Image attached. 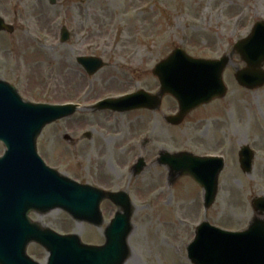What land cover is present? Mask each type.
<instances>
[{
  "label": "rangeland",
  "instance_id": "obj_1",
  "mask_svg": "<svg viewBox=\"0 0 264 264\" xmlns=\"http://www.w3.org/2000/svg\"><path fill=\"white\" fill-rule=\"evenodd\" d=\"M0 19L14 28L0 32V81L25 103L80 105L72 118L42 130L37 150L43 163L81 185L129 195L134 215L126 264H191L186 250L198 224L248 227L253 199L264 196V87L238 85L235 75L248 65L234 48L264 23V0H0ZM179 50L201 60L228 56L224 100L200 108L179 127L165 120L178 111L172 96L155 112L87 110L140 91L159 94L153 72ZM81 57L107 66L91 78L77 62ZM247 145L255 156L250 175L239 160ZM163 152L225 158L220 192L207 216L193 180L183 177L170 186L169 168L158 163ZM3 153L0 144V158ZM141 158L146 166L135 177L131 168ZM117 210L103 205L104 229ZM30 218L43 230L78 235L85 244L105 242L104 229L77 224L61 210ZM28 248L32 259L46 264L43 248Z\"/></svg>",
  "mask_w": 264,
  "mask_h": 264
},
{
  "label": "water",
  "instance_id": "obj_2",
  "mask_svg": "<svg viewBox=\"0 0 264 264\" xmlns=\"http://www.w3.org/2000/svg\"><path fill=\"white\" fill-rule=\"evenodd\" d=\"M55 0H52L54 3ZM13 31L0 19V32ZM63 41L68 39L65 32ZM248 69L239 71L236 80L248 89L264 86V23L257 24L253 34L235 47ZM78 62L96 74L104 67L95 58H82ZM229 59L203 61L189 58L176 51L160 63L153 72L162 85L159 97L140 92L122 100L99 104L98 109L126 112L147 108L156 110L165 94L174 96L180 103V114L169 119L178 125L195 108L215 98H223L226 87L223 73ZM13 87L0 82V141L7 146V153L0 161V264H37L27 256L31 243L42 245L49 253L48 264H124L130 254L128 239L132 233L129 221L132 208L125 194H106L89 186H81L48 169L37 155L36 141L42 130L74 114L75 108L49 107L26 104ZM241 161L249 172L251 159ZM161 164L169 165L175 175H190L206 191V206L215 202L218 177L223 170L222 161L195 158L181 154L162 155ZM141 161L134 169L135 175L143 171ZM110 199L124 211L111 222L105 236L104 247L82 245L78 236L61 237L52 231L33 224L29 214H46L62 209L78 222L101 227L102 201ZM257 213L264 215V199L254 201ZM193 264H264V221L254 220L248 231L234 234L212 228L204 223L198 228L197 238L188 249Z\"/></svg>",
  "mask_w": 264,
  "mask_h": 264
},
{
  "label": "bare ground",
  "instance_id": "obj_3",
  "mask_svg": "<svg viewBox=\"0 0 264 264\" xmlns=\"http://www.w3.org/2000/svg\"><path fill=\"white\" fill-rule=\"evenodd\" d=\"M131 257H132V256L130 255L128 262H130V261H131V260H130V259H131ZM128 262H127V263H128ZM132 262H133V261H132Z\"/></svg>",
  "mask_w": 264,
  "mask_h": 264
}]
</instances>
